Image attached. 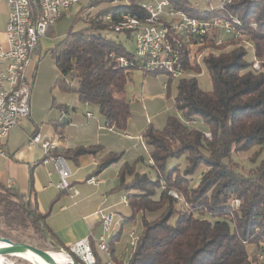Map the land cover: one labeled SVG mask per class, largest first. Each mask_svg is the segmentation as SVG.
<instances>
[{
  "label": "trees",
  "instance_id": "obj_1",
  "mask_svg": "<svg viewBox=\"0 0 264 264\" xmlns=\"http://www.w3.org/2000/svg\"><path fill=\"white\" fill-rule=\"evenodd\" d=\"M145 1L89 0L90 8L104 4L89 16V28L69 31L48 50L59 73L54 86L95 107L105 125L118 132L126 130L130 117L125 100L130 71L143 69L120 42L93 30L106 28L105 14H112L115 21L122 13L144 16L140 4ZM202 1L204 8L197 0H168L169 8L197 20L236 18L241 38L223 39L221 30H216L205 39L207 49L200 57L210 90L201 89L191 74L172 79L165 72L150 71L166 76L167 97L176 82L173 105L182 118L169 115L162 128L148 124L142 132L154 179L126 163L120 171L119 189L130 210L122 226L134 224L137 216L140 221L127 264H251L264 242V161L244 172L230 159L232 151L241 153L264 144V0H232L224 8ZM117 57L132 64L118 67ZM185 68L196 74L201 71L197 63H186ZM195 120L206 126L205 133L193 127ZM102 151L101 146L90 145L53 153L67 161ZM182 157L183 171L179 165L166 167L169 159ZM119 160V155L106 154L96 173ZM201 166L204 169L192 183L190 177ZM36 209L25 195L0 185V237L43 250L50 246L57 250L52 254L68 250L48 228L47 214ZM91 245L94 248L92 241ZM62 254L60 263L69 264ZM94 255L93 264H105L95 250Z\"/></svg>",
  "mask_w": 264,
  "mask_h": 264
},
{
  "label": "crops",
  "instance_id": "obj_2",
  "mask_svg": "<svg viewBox=\"0 0 264 264\" xmlns=\"http://www.w3.org/2000/svg\"><path fill=\"white\" fill-rule=\"evenodd\" d=\"M7 15V6L0 1V43L5 40ZM52 28L53 25L47 35ZM41 49L40 42L28 69V77L31 78L29 115L17 127L10 129L1 142L6 155L0 157V185L6 186L7 180H13L11 189L25 195L40 213L47 214V226L63 248L86 237L94 242L103 233L97 213H112L113 224L107 239L110 257L118 263L127 262L132 250L129 246V233L127 232L126 240L122 236L125 227L122 226V219L129 215L130 210L121 203L123 191L119 189V185L120 171L128 161L121 160L119 155V161L101 172L96 173V168L108 153H133L139 145L146 148L142 132L148 124L140 125L135 130L129 117L126 130L118 132L107 127L102 116H95L89 109L93 106H86L75 94L69 92H61L60 99L43 110L34 100L35 76L42 55ZM162 85L163 88L166 87V84ZM78 103H82L84 107L82 112L79 111ZM87 111L92 113L90 117L84 115ZM36 132L56 142V149L60 151L90 145H99L103 151L96 156L84 154L77 160L67 159L71 172L70 189L61 191L56 187L58 175L52 164L43 163L40 147L29 143V138ZM94 172L98 183H86L85 179ZM52 255L55 259L62 256Z\"/></svg>",
  "mask_w": 264,
  "mask_h": 264
},
{
  "label": "built area",
  "instance_id": "obj_3",
  "mask_svg": "<svg viewBox=\"0 0 264 264\" xmlns=\"http://www.w3.org/2000/svg\"><path fill=\"white\" fill-rule=\"evenodd\" d=\"M0 1H3L8 9L4 30L5 43L0 44L1 157L6 155L2 148V140L9 130L17 127L30 112L31 78L28 77V69L32 57L41 39L47 35L54 22L69 11L78 0ZM214 1L218 8H224L232 2V0ZM140 7L144 11V16L122 13L115 21L112 14H105L102 19L110 31L133 33V59L138 60L141 68L147 72L159 70L172 79L190 75L185 68L186 63L199 64V59L189 47L202 46L205 39L211 37L216 30H221L225 35L241 36L240 31L236 29V26H240V22L234 17L216 18L212 21L197 20L181 10L169 8L168 0H146L145 3L140 4ZM220 43L221 40L217 39L215 45ZM198 55L202 56L201 53ZM115 60L118 67L125 68L132 64L131 60L125 57H117ZM84 104L89 106L87 102ZM84 115L90 117L92 113L87 111ZM206 136L209 137V134L206 133ZM29 143L40 147L43 163L52 164L58 175L56 187L61 191H68L71 172L67 161L53 153L56 150V142L36 132L29 138ZM85 181L88 184L98 183L95 175L88 176ZM12 186L13 180H7L5 187L11 189ZM121 203L127 206L126 196L121 197ZM97 216L101 221L103 233L94 239V248L87 237L77 240L68 247V250L61 249L69 260L75 256L84 264H93L95 250L105 264H117L111 260L107 240L113 224V214L99 211ZM128 233L129 246L133 250L137 237L133 231ZM251 264H264V242L255 252Z\"/></svg>",
  "mask_w": 264,
  "mask_h": 264
},
{
  "label": "rangeland",
  "instance_id": "obj_4",
  "mask_svg": "<svg viewBox=\"0 0 264 264\" xmlns=\"http://www.w3.org/2000/svg\"><path fill=\"white\" fill-rule=\"evenodd\" d=\"M118 1L122 3L129 2V0ZM214 3L215 1L211 0L208 4L214 5ZM197 4L201 8L206 7L204 1L202 0H197ZM103 5L104 4H98L95 7L90 8L89 0H78V2L73 7H71L69 11H67L59 20L54 22L52 31L46 37L41 39L42 55L38 63L39 65L37 70V76H35V98H33L35 102L39 103L40 107H43V110L46 106L50 108L52 103L57 102L60 99L61 94V91H59V89L54 86V81L58 77L57 75H59V73L54 65L53 59L48 53V50H50V48L53 47L59 40L66 36L69 31H77L89 28V16L98 12L99 8H101ZM97 30L101 34L120 42L127 52H134V41L132 32H114L108 30L107 28L94 29L93 31ZM221 37L225 39L226 35L221 33ZM239 38L241 37H238L237 39ZM4 43L5 40L3 43L0 44ZM189 48L190 50L193 49V54L196 55V58L199 59L198 62L201 71L196 74L190 72L187 68L186 70L189 72V74L194 75L197 78L198 83H200L199 86L201 89L210 90L212 86L209 75L205 66L201 62V58L198 55L199 53H201L202 55V53L206 51L207 47L205 46V42L202 46L195 45L193 48ZM247 59L250 61L251 51H249ZM165 83L166 76L162 73L152 74L147 71L145 72L141 69H132L130 71L129 80L125 87V100L129 102L130 123L133 124L132 128L136 130L140 127V125L143 124H151L153 127L162 128L164 126L163 124H165L167 116L175 115L179 118H182L181 115H179V113L175 111L173 105V96L175 95L176 82L173 81L171 83L172 85L170 86L168 97L166 96L167 91L165 88H163L162 85ZM77 105L79 111L82 112V110H84L82 103H78ZM54 109L55 108H53V110ZM89 109L92 110L96 117L99 115L95 107H90ZM192 125L199 131L205 133L206 126L200 120H195ZM117 155L121 156V160L128 161L126 162V164L133 166L136 171L144 172L148 174L152 179H154L155 175L152 170V167H150L151 165L148 160L149 156L146 148H143L141 145H139L133 153L124 152ZM132 157H134L135 160ZM230 159L233 163L237 165V168L240 171L247 172L259 165L261 161H264V144L261 146L253 147L248 151L241 153H235L232 151L230 154ZM185 164L186 162L182 157L178 160L174 158L169 159L165 165L168 169L175 165H179V168L181 169V171H183ZM203 169L204 168L201 166L192 175V177H190L192 183L198 180L200 173ZM130 231H133L136 237L138 233H140V221L138 216L136 217V221L134 224H130L124 227L122 231L123 239L126 240L128 234L127 232ZM48 247L45 248L47 250L49 249L48 251H57L53 250V248L51 247ZM64 258L65 256H60L56 260L58 262H62L64 261ZM0 262V264H32L25 259L14 256H3V262L1 259ZM115 263L120 264L118 262Z\"/></svg>",
  "mask_w": 264,
  "mask_h": 264
},
{
  "label": "water",
  "instance_id": "obj_5",
  "mask_svg": "<svg viewBox=\"0 0 264 264\" xmlns=\"http://www.w3.org/2000/svg\"><path fill=\"white\" fill-rule=\"evenodd\" d=\"M0 241L5 243V245L0 246V256H13L19 253H25L27 251H30L31 253L37 255L40 257L42 260L49 264H61L58 262L54 256L51 254L50 251L48 250H43L40 248H37L30 244L26 243H16L12 242L8 238H2L0 237ZM61 252V249H60ZM69 264H78L76 261L73 259V257L70 258V263Z\"/></svg>",
  "mask_w": 264,
  "mask_h": 264
},
{
  "label": "bare ground",
  "instance_id": "obj_6",
  "mask_svg": "<svg viewBox=\"0 0 264 264\" xmlns=\"http://www.w3.org/2000/svg\"><path fill=\"white\" fill-rule=\"evenodd\" d=\"M3 245H5V243L0 241V246H3ZM16 255L21 256L22 258H24L25 260L29 261L32 264H49V263L45 262L44 260H42L37 255L31 253L30 251H27L25 253H19V254H16ZM58 255H62L63 256L62 253H59Z\"/></svg>",
  "mask_w": 264,
  "mask_h": 264
}]
</instances>
